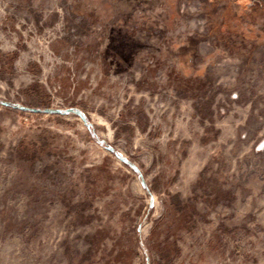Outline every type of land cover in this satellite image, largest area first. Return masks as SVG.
<instances>
[{
  "label": "rangeland",
  "instance_id": "rangeland-1",
  "mask_svg": "<svg viewBox=\"0 0 264 264\" xmlns=\"http://www.w3.org/2000/svg\"><path fill=\"white\" fill-rule=\"evenodd\" d=\"M235 1L0 0V264H101L88 239L122 213L131 264H166L155 228L168 264H264V0ZM40 130L49 154L19 159ZM103 163L113 191L85 205L81 174Z\"/></svg>",
  "mask_w": 264,
  "mask_h": 264
},
{
  "label": "trees",
  "instance_id": "trees-1",
  "mask_svg": "<svg viewBox=\"0 0 264 264\" xmlns=\"http://www.w3.org/2000/svg\"><path fill=\"white\" fill-rule=\"evenodd\" d=\"M247 3V0H236L235 4H232V6L236 5L239 8L238 16L244 14ZM236 31L238 32L239 30ZM254 44L256 45L257 43L254 42ZM9 59V55H0V64H3V67L6 66ZM30 91L36 93L34 97L35 106L46 105V93L41 87L33 86L30 88ZM25 108L29 110H45V108L39 109L32 106ZM54 138V134H50L45 130L36 131L32 135H24L19 141L14 153L19 159L28 163H33L49 154L47 150L50 148L51 144H53ZM81 178L84 180L85 205L87 203V205H90L95 199L105 198L113 191V176L105 163L94 169L84 170L81 174ZM107 204L113 205L114 203L111 200ZM114 206H116V204H114ZM166 206L171 208L184 226L188 224V218L193 212L191 205L180 203L177 195H174L168 198ZM113 214V210L110 211L109 217ZM133 221V217L130 216V213H122L118 217V224L121 226L119 231L112 230L111 226L106 223L102 228L97 229L93 233L92 238L88 239L89 249L94 250V252H101V264H131L132 259L137 256L139 239ZM156 230L155 228L152 232L150 238L151 245L155 249L159 259L168 264L179 254V249L175 240L169 241V236L167 234L164 239H160L156 234Z\"/></svg>",
  "mask_w": 264,
  "mask_h": 264
},
{
  "label": "built area",
  "instance_id": "built-area-1",
  "mask_svg": "<svg viewBox=\"0 0 264 264\" xmlns=\"http://www.w3.org/2000/svg\"><path fill=\"white\" fill-rule=\"evenodd\" d=\"M231 98L233 100H236L238 97H237V94H232L231 95ZM246 138V134H242L240 139H245ZM264 153V136L260 139V141L254 146L253 148V154L255 155H259V154H263Z\"/></svg>",
  "mask_w": 264,
  "mask_h": 264
},
{
  "label": "water",
  "instance_id": "water-1",
  "mask_svg": "<svg viewBox=\"0 0 264 264\" xmlns=\"http://www.w3.org/2000/svg\"><path fill=\"white\" fill-rule=\"evenodd\" d=\"M13 109H17V110H20V111H25V112H31V113H44V114H61L59 111L57 110H51V109H45V110H35V109H32V110H29L23 106H12ZM80 118H81V115L79 113H76Z\"/></svg>",
  "mask_w": 264,
  "mask_h": 264
}]
</instances>
